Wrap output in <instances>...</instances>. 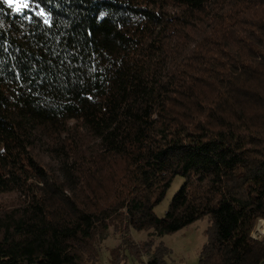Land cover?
I'll list each match as a JSON object with an SVG mask.
<instances>
[{
    "label": "trees",
    "instance_id": "trees-1",
    "mask_svg": "<svg viewBox=\"0 0 264 264\" xmlns=\"http://www.w3.org/2000/svg\"><path fill=\"white\" fill-rule=\"evenodd\" d=\"M29 2L0 0V264H99L110 226L109 264H166L203 216L197 264H264V0Z\"/></svg>",
    "mask_w": 264,
    "mask_h": 264
},
{
    "label": "rangeland",
    "instance_id": "rangeland-1",
    "mask_svg": "<svg viewBox=\"0 0 264 264\" xmlns=\"http://www.w3.org/2000/svg\"><path fill=\"white\" fill-rule=\"evenodd\" d=\"M181 179L182 178L180 176L175 177L171 187L168 189L167 193H165L166 196L164 199L153 207V212L158 217L164 216L167 209L166 207L169 205V202L174 195L173 193L178 190L182 183ZM13 197L14 195L11 193H0V203L8 201ZM208 218V216H203L202 218H198L191 224L176 231V233L173 232L157 237V242H161L164 247L169 249L168 254L164 256L163 260L166 264H197V258L201 245H203L206 240L205 231L209 224ZM258 227L257 222L255 230ZM255 230H253V233ZM147 234L148 232L145 230H130V235L137 243L144 241L148 236ZM117 235L118 234L113 227L110 226L108 235H106L107 238L98 244L97 250L99 251V264H109V249L120 243L119 236ZM261 235L263 234H260L259 236ZM146 259V256L143 257V261ZM124 264H138V262H135L130 257H127Z\"/></svg>",
    "mask_w": 264,
    "mask_h": 264
},
{
    "label": "snow or ice",
    "instance_id": "snow-or-ice-1",
    "mask_svg": "<svg viewBox=\"0 0 264 264\" xmlns=\"http://www.w3.org/2000/svg\"><path fill=\"white\" fill-rule=\"evenodd\" d=\"M2 2L7 4V6L14 13H17L18 15H21L24 18L31 19V17L27 16V12L31 9V4L29 0H2ZM37 14L40 16H44V11L40 10ZM44 23H49L47 18L44 19Z\"/></svg>",
    "mask_w": 264,
    "mask_h": 264
},
{
    "label": "bare ground",
    "instance_id": "bare-ground-1",
    "mask_svg": "<svg viewBox=\"0 0 264 264\" xmlns=\"http://www.w3.org/2000/svg\"><path fill=\"white\" fill-rule=\"evenodd\" d=\"M258 224H259L258 226L260 227V229H258V230H260V232L264 234V222H260Z\"/></svg>",
    "mask_w": 264,
    "mask_h": 264
},
{
    "label": "built area",
    "instance_id": "built-area-1",
    "mask_svg": "<svg viewBox=\"0 0 264 264\" xmlns=\"http://www.w3.org/2000/svg\"><path fill=\"white\" fill-rule=\"evenodd\" d=\"M258 229H259V228H257V229L255 230V232L252 233V237L256 238V237H258V236L261 234L260 230H258Z\"/></svg>",
    "mask_w": 264,
    "mask_h": 264
},
{
    "label": "crops",
    "instance_id": "crops-1",
    "mask_svg": "<svg viewBox=\"0 0 264 264\" xmlns=\"http://www.w3.org/2000/svg\"><path fill=\"white\" fill-rule=\"evenodd\" d=\"M260 222H263V221H258V223H260ZM259 225V224H258ZM259 229H260V227H258ZM261 234H263V233H261ZM122 264H124V262L122 263Z\"/></svg>",
    "mask_w": 264,
    "mask_h": 264
}]
</instances>
